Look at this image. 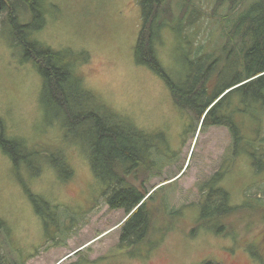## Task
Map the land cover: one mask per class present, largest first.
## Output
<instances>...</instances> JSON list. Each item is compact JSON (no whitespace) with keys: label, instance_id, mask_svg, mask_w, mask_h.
Segmentation results:
<instances>
[{"label":"rangeland","instance_id":"obj_1","mask_svg":"<svg viewBox=\"0 0 264 264\" xmlns=\"http://www.w3.org/2000/svg\"><path fill=\"white\" fill-rule=\"evenodd\" d=\"M254 1L246 0L232 10L234 6L227 0L221 4L218 0H191L186 20L191 14L195 17L187 20L186 32H197L191 44L193 60L211 63L219 58L225 62L223 47L229 32L224 22ZM139 2L43 0L46 13L42 19H35L25 2L11 4L18 24L43 25L40 31L22 32V38L33 37L54 51L84 54L87 59L76 70L85 88L137 127L164 135L166 157L171 160L160 157V173L144 187L149 195L157 190L153 205L166 208L171 215L155 210L147 241L131 252L119 248L121 225L127 217L122 210L109 209L102 194L106 184L94 178L84 148L65 138L57 109L42 94L41 78L25 60L6 19V4L0 11V118L5 135L21 139L36 155L14 167L0 150V219L7 229L0 241L2 249L18 264H264V219L255 208L230 218L228 234L196 228L200 186L221 172L229 158L231 137L225 128L200 130L189 113L175 107L166 85L135 62L134 46L142 25ZM183 2L168 0L164 17L178 18L181 9L185 10ZM174 37L171 31L163 32L158 55L166 73L180 83L189 47L183 46L181 37ZM239 41L235 36L228 50ZM55 153L63 155L72 171L67 180L49 165L48 158ZM37 169L40 175L32 176ZM221 186L230 193L233 206L248 199L253 203L263 199L264 173L256 174L240 158ZM24 187L59 209L61 224L65 222L69 232L58 236V245L45 239L42 222Z\"/></svg>","mask_w":264,"mask_h":264},{"label":"trees","instance_id":"obj_2","mask_svg":"<svg viewBox=\"0 0 264 264\" xmlns=\"http://www.w3.org/2000/svg\"><path fill=\"white\" fill-rule=\"evenodd\" d=\"M13 1L25 2L35 19H42L46 13L43 0H0V11L8 4L6 19L13 26L14 37L22 46L25 60L34 66L41 78L42 94L57 109L55 115L63 125L65 138L79 142L84 148L94 178L106 184L102 194L109 209L122 210L127 217L121 225L119 248L131 252L147 241L155 210L159 214L163 212L164 216L170 214L166 208L161 210L153 205L157 190L149 195L144 187L160 173L159 158L171 160L166 157L169 152L165 137L161 132L145 131L130 118L114 113L85 88L76 70L86 61L84 54L54 51L43 47L33 37L31 40L27 36L22 38V32L40 31L43 25L18 24ZM183 1L185 10L181 9V15L173 18L170 14L166 18L168 0H140L142 25L134 46V58L166 85L175 107L189 113L200 130L217 127L229 132L232 142L229 158L223 163L221 172L200 186L202 202L196 225L197 229L213 230L218 235L228 234L226 222L240 212L255 208L264 219V188L263 199L253 203L248 199L241 206H233L230 193L221 186L225 175L240 158L246 159L256 174L264 173V0L252 2L236 17L223 21L229 32L223 47L227 60L217 58L211 63L205 59L203 62L193 60L190 55L197 32L187 33L189 25L186 22L195 14L186 20L191 0ZM227 1L234 10L246 0ZM224 2L218 0V4ZM165 30L181 37L183 46L189 47V54L181 65L180 83L171 79L159 59L158 48L163 44ZM235 36L239 37V44L234 43V48L228 50ZM0 150L14 167L36 155L27 150L21 139L5 135L1 118ZM48 162L64 179L72 176L61 153L50 155ZM40 173L37 169L32 176ZM25 189L42 222L45 239L58 245V236L69 232L66 223L61 224L59 209ZM6 234L5 223L0 219V241ZM0 264H18L3 251L1 242ZM201 264L221 263L205 261Z\"/></svg>","mask_w":264,"mask_h":264}]
</instances>
